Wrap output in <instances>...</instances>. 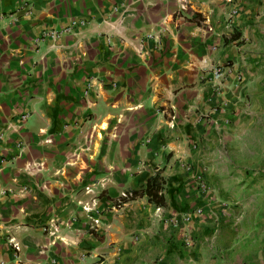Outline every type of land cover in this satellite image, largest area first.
Segmentation results:
<instances>
[{
  "label": "crops",
  "instance_id": "0c3cea01",
  "mask_svg": "<svg viewBox=\"0 0 264 264\" xmlns=\"http://www.w3.org/2000/svg\"><path fill=\"white\" fill-rule=\"evenodd\" d=\"M0 15V264H264V0ZM94 185L99 233L80 204Z\"/></svg>",
  "mask_w": 264,
  "mask_h": 264
},
{
  "label": "built area",
  "instance_id": "2783aa9c",
  "mask_svg": "<svg viewBox=\"0 0 264 264\" xmlns=\"http://www.w3.org/2000/svg\"><path fill=\"white\" fill-rule=\"evenodd\" d=\"M237 12L234 11L233 12V17L236 16ZM2 16V15H0ZM80 24H84V22L82 21H73L66 29H64L63 31L60 30H50L49 32H47L45 35L46 36H50L53 38H58L60 37L66 30H71L72 28L80 25ZM231 69L230 65H227L225 67H218L215 69V76L216 79L218 81L217 85H216V90L217 92H222V83H223V79H224V75H225V70L229 71ZM31 117V114L29 112H25L23 114H21L18 118V120L16 121V123H14V127L17 128H23L26 123L28 122L29 118ZM171 127H175L174 125V118L171 121ZM3 135L0 136V140H2ZM17 146L19 149H23V143L21 141L17 142ZM6 162V160L3 158L0 160V165H4ZM199 187L201 189L202 192H206L208 190V184L207 182L203 179L200 178L199 179ZM97 187L94 186H89L87 187V193L91 195L90 200L89 201H81L80 204L84 210V212L88 215V217L91 220V224H90V229L93 233H99L100 229H101V224L103 223V219H104V215H105V211L102 210L99 207V203H98V198H99V194H97L96 192ZM132 198H134V193L132 191H123L121 193V195L119 196V198L116 201V207L117 208H121L123 206L126 205V203L131 200ZM199 213L202 212V209L198 210ZM191 215L187 216V219L190 220L191 219ZM54 230H48L45 229V231H49L50 234L52 235H57V233L59 232V227L58 225L54 224L53 225ZM12 244L13 247L17 250L20 251L21 250V246L19 243L15 242L12 239ZM188 244H192V241L189 240L187 241Z\"/></svg>",
  "mask_w": 264,
  "mask_h": 264
}]
</instances>
